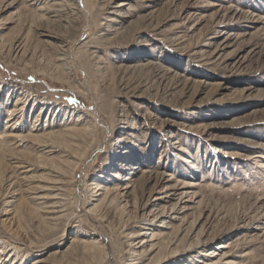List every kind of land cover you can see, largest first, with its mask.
<instances>
[{
    "label": "rangeland",
    "instance_id": "374dc122",
    "mask_svg": "<svg viewBox=\"0 0 264 264\" xmlns=\"http://www.w3.org/2000/svg\"><path fill=\"white\" fill-rule=\"evenodd\" d=\"M56 2H71L61 18L0 0V264L135 262L129 245L159 195L145 167L172 174L171 187L200 186L186 227L143 264H203V250L219 245L228 249L218 264H264V0ZM223 30L224 44L210 45ZM16 120L21 140L4 141ZM77 120L41 161L69 183L65 217L48 221L16 163L39 162L34 126L60 133ZM110 156L120 158L114 168L142 170L132 171L130 196L112 194L88 213L89 181ZM201 230L215 242L185 250L181 240Z\"/></svg>",
    "mask_w": 264,
    "mask_h": 264
},
{
    "label": "bare ground",
    "instance_id": "6f19581e",
    "mask_svg": "<svg viewBox=\"0 0 264 264\" xmlns=\"http://www.w3.org/2000/svg\"><path fill=\"white\" fill-rule=\"evenodd\" d=\"M26 1L30 4V6L37 7V9L41 12L46 11V9L50 8L51 11H53L54 13V16H52L53 18H61V16L63 15L62 12L66 11L68 7L71 5V2H69L67 6L66 4L65 5L59 4L56 2L58 0H26ZM73 17L75 16L73 15ZM74 20H77V18H75ZM226 33L227 31L223 30L217 32L216 36L210 37L209 38L210 45H215L216 43L223 45L225 42L223 37L226 35ZM59 61L61 62L65 61V56L63 54H60ZM14 112L15 114L11 116L17 117L18 110H14ZM22 116L23 114H21L18 117V120L20 119L21 121L24 120V117L21 118ZM8 121H10V119L7 120V122ZM21 121L16 123L17 122L16 120L14 123H12V125L9 126L10 132L6 133L3 136V140L13 139V140H17L16 143L19 140H21V138H19V136L16 133L20 129L18 128L17 124H21ZM78 123L79 122L77 120V121H69L67 123L59 125L58 127H61L60 133L52 132V131L46 133V131L52 127L47 124H45L42 127H40L41 125L34 126L33 127L34 131L40 134L39 135H31L30 133L29 134L31 138L35 140V143L31 148L34 149V151H36V154L38 155L37 161L39 162H37V164L28 163V162L16 163L17 167L15 169H17L20 172L19 175H22L20 180L28 184L29 189L35 195L33 199L36 201L37 203L36 205L41 209L42 213L45 216V219L48 221H59L65 217L64 211L69 206V190H68L69 183L62 176L60 172L61 167L60 168H56L55 166L47 167L46 164L42 163V162L45 163V161H43L42 159L50 161L48 158H50L56 152H59L61 149L59 148V146L56 145L55 140L57 139V137H59L60 135L62 136V134L64 135L73 134L75 130L74 126L77 125ZM22 145L23 144L20 143L18 144L17 147L20 146L22 147ZM69 157L78 160V158L76 159V157L71 156L70 154ZM119 159L120 158L117 156L107 157L103 162V167L107 166L108 169L105 170L103 168H100L101 173L99 171L98 172L100 173L101 176L97 175L89 181L88 189L89 191H91L92 197L85 201V205L89 211L88 213L90 212L92 213L93 211H95V209L103 201H106L107 198L109 199L110 195L116 194L121 198H127L134 190L133 188L136 182L134 176L136 175H134V172L132 171L140 172L142 170L141 169L142 165L139 162H137L131 165V168L130 167L125 169L114 168L115 166L113 167V165L116 162H118ZM41 169L47 172L49 179L42 180L41 177L40 179L39 177L34 175L36 170H41ZM104 170L106 171L105 173H103ZM142 173L143 175H146L148 179L151 178L152 180V178L154 177L155 183L153 185V191L159 190V195L155 196L151 204H149V208H151V211L149 212L150 214L148 215L149 218L141 220L139 222V225L137 226L139 228V231L135 237H140V239L138 241H135V243H131L128 249V252L131 255L130 258H134L133 260L135 262H131L128 264H143L147 261H153L154 258L157 257L158 255V250L160 246L163 245L164 241L167 239V237H169L168 232L169 231L181 232L182 229L186 227V224L188 223L187 214H189L188 212L192 210V207L194 205H196V201H195L196 194L195 192L192 191L193 188L191 187L198 188L200 186V184L189 183L185 187L184 186L180 188L171 187L170 178L172 177V174L166 175V177L163 176L159 177L156 171H154L152 167H148V168L145 167L142 170ZM37 182L39 183L44 182L45 185L39 187L32 186ZM191 235L192 237H190V239L188 240V237ZM191 235L190 234L187 235L186 240H181V242L185 243L188 241L189 242L188 247L187 249L185 248V250L193 251V253H200L201 250L204 247H206V245H211L210 243L215 242V239L207 240L206 239L207 236L204 232H202V230L195 234L192 233ZM225 249H228V246L219 245L218 247L215 248V250H209V251L203 250L205 256V261L203 262V264H218L216 260L220 256V253H218L217 251H221ZM184 261L186 260L183 257L174 261L172 260V262L163 261L164 262L163 264H187L184 263ZM40 263H41L40 261H37L34 262L33 264H40ZM160 263L161 261L157 260L151 262L150 264H160Z\"/></svg>",
    "mask_w": 264,
    "mask_h": 264
}]
</instances>
